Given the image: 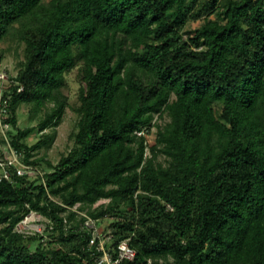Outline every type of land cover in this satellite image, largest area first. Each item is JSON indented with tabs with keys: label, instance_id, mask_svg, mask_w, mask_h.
I'll return each instance as SVG.
<instances>
[{
	"label": "trees",
	"instance_id": "16d2710c",
	"mask_svg": "<svg viewBox=\"0 0 264 264\" xmlns=\"http://www.w3.org/2000/svg\"><path fill=\"white\" fill-rule=\"evenodd\" d=\"M13 40L4 140L47 171L0 180V264H91L89 234L64 229L77 204L111 217L112 247L130 239L123 264H264V0H0V44ZM24 104L37 126L19 128ZM67 108L73 146L32 160ZM31 211L47 241L15 230Z\"/></svg>",
	"mask_w": 264,
	"mask_h": 264
},
{
	"label": "rangeland",
	"instance_id": "374dc122",
	"mask_svg": "<svg viewBox=\"0 0 264 264\" xmlns=\"http://www.w3.org/2000/svg\"><path fill=\"white\" fill-rule=\"evenodd\" d=\"M198 26V22H191L187 29H193ZM0 51L3 54V59L0 63V68L8 75L15 76L19 70V63L23 59V46H20L16 41H5L0 44ZM68 86L65 89V94L68 96L69 104H74L79 95L80 84L75 79V73L71 72L68 76ZM30 105H22L18 109V126L21 129L30 128L33 126H37L41 116L34 117L30 113ZM78 120V115L71 109L67 108V111L64 115L63 121L61 125L56 129H48L46 132H49L51 135L55 136V139L51 145H46L32 152V160L42 159L49 160L53 164H56L62 155L66 154L70 148L73 146L72 133L76 131V124ZM160 122H164L166 120H159ZM7 127L4 129L0 126V159H6L9 157V145L4 140V133L6 132ZM56 131V132H55ZM41 138V133L38 131H34L30 134L25 142L28 146H33L37 143ZM156 139V129H153L150 134L147 135V140L149 144H153ZM149 154V152H148ZM47 171L45 163H39V165L32 167L27 170V175L33 180L35 179L39 173H43ZM107 199L100 200L94 207H98L101 204L107 203ZM80 207V205H79ZM111 222V217H105L99 220L98 226L101 231H105V229L109 226ZM44 224V225H43ZM38 224L35 226L36 229L45 228V223ZM47 235L48 233L45 232ZM46 239V238H45ZM46 239L45 241H47ZM35 246V245H34ZM35 247L32 248L34 250Z\"/></svg>",
	"mask_w": 264,
	"mask_h": 264
},
{
	"label": "built area",
	"instance_id": "2783aa9c",
	"mask_svg": "<svg viewBox=\"0 0 264 264\" xmlns=\"http://www.w3.org/2000/svg\"><path fill=\"white\" fill-rule=\"evenodd\" d=\"M17 84L12 75H8L6 72L0 68V126L4 129L7 124L2 122V115L7 113L8 100L4 98L3 94L6 89H9L11 85ZM24 87L19 85L17 88L18 92H22ZM9 97V96H8ZM9 157L6 159H0V168L2 173L0 174V180L3 178L9 179L11 177V172L9 167H15L17 174L23 176L27 174V167L24 166L19 158V153L9 148ZM68 211H73L76 213L77 220L72 224L64 217V229L67 231L73 226L77 225L78 228L75 231L87 232L89 234L86 249L89 251L91 264H123L127 260H133L136 257V250L131 247L130 239L121 240L116 246L112 247L111 244L114 241V236L110 230L101 231L98 226V221L93 219L86 211H82L79 204L74 207H66ZM170 207V206H169ZM45 223V228L36 229L35 226L38 224ZM44 225V224H43ZM47 227V222L45 218L34 211H31L22 221H20L15 230L24 235H41L44 240L48 239V234L45 232ZM52 229V225L49 226ZM46 238V239H45Z\"/></svg>",
	"mask_w": 264,
	"mask_h": 264
}]
</instances>
